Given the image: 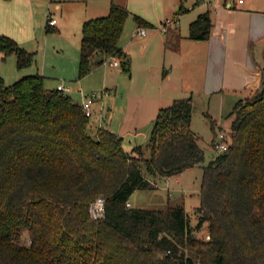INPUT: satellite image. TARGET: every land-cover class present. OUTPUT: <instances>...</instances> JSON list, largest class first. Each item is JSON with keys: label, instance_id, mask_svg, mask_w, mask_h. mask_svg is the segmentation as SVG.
<instances>
[{"label": "trees", "instance_id": "trees-1", "mask_svg": "<svg viewBox=\"0 0 264 264\" xmlns=\"http://www.w3.org/2000/svg\"><path fill=\"white\" fill-rule=\"evenodd\" d=\"M128 16L112 5L83 23L79 77L111 56L129 69L119 44ZM212 28L205 11L189 37L208 39ZM0 51L14 53L18 68L33 61V52L1 33ZM45 83L39 73L11 84L0 75V264H264V68L260 88L233 108L228 149L204 165L196 226L183 204H127L136 190L155 187V177L204 162L192 97L159 110L147 157L143 145L126 150L107 126L89 133L81 104ZM99 197L104 215L93 218ZM205 222L210 237L200 238Z\"/></svg>", "mask_w": 264, "mask_h": 264}, {"label": "crops", "instance_id": "crops-1", "mask_svg": "<svg viewBox=\"0 0 264 264\" xmlns=\"http://www.w3.org/2000/svg\"><path fill=\"white\" fill-rule=\"evenodd\" d=\"M77 1H81L83 23L90 18L108 15L112 5L125 6L129 10L119 40L128 55L129 69L123 67L121 58L109 57L120 59L119 65H112L119 70L113 69L110 77L107 70H103L102 87L93 92L95 97L101 95L104 100V104L94 100V115H102L107 107L110 113V116H101L103 123L100 126H106V122L107 127L124 138L138 136L140 126L148 121L155 123L159 110L176 99L192 97L195 104V94L206 93L212 94L210 103L213 95L232 102L248 97L261 86L264 0H244L241 3L238 0H49L48 23L49 16H53L58 20L53 27L59 32L64 30L63 5L70 6ZM53 5L56 10L52 9ZM205 11H210L213 20L210 37L202 40L190 38V23ZM136 15L144 23H140ZM167 18H174L176 22L163 30ZM141 26L147 28V34L134 35ZM7 27L9 31L0 27V33L14 36L19 44L24 40L11 30L17 28L31 35L34 32L31 21L23 18ZM0 54L3 53L0 51ZM111 77L113 80H109ZM117 108L123 113L121 120L115 122ZM213 121L216 128L218 121ZM218 132L220 130L215 131V136Z\"/></svg>", "mask_w": 264, "mask_h": 264}, {"label": "rangeland", "instance_id": "rangeland-1", "mask_svg": "<svg viewBox=\"0 0 264 264\" xmlns=\"http://www.w3.org/2000/svg\"><path fill=\"white\" fill-rule=\"evenodd\" d=\"M48 4L49 0H0L1 28L9 31L7 25H12L16 20L20 21V18H23L24 21L30 20L34 28L32 35L29 33L24 34L17 28L15 31L11 30L12 34L24 40L20 44L25 46L28 51L34 53L32 63L24 68H18L14 53L7 56L0 54V75L9 84L24 75L42 74L46 77L45 84L47 88L54 89L57 88L59 83H64L71 87L66 93L75 102L81 103L85 97L84 94H87V97H89V95L93 96L94 90L100 91L103 83V70H107L110 77V74L113 73L112 70H119V67H112L107 62L101 66L99 65V67L84 77H79L83 24L80 16L81 1H77L70 6L63 5L61 11H63L62 21L65 29L61 32L57 31L56 27L48 23ZM52 9L56 10V7L53 5ZM58 16L61 19V15L58 14ZM129 22L130 20L127 21V24ZM5 34L11 36L8 33ZM13 38L15 37L13 36ZM112 78L109 80H113ZM256 91L249 94V96L254 95ZM211 96L212 94L208 95L206 93L195 94V104H193L192 129L200 136L199 143L205 152L204 162L186 169L182 175L155 177V187L138 189L132 194L130 202L133 207L166 209L170 205L183 204L189 213L191 224L193 226L197 225L200 216L197 208L201 203L204 165L208 164L220 153L213 144L215 131L220 130L227 136L230 135L231 124L234 119L232 111L236 103L240 100H233L231 102L226 99L221 100L219 95H213L210 103ZM93 99H98L99 104H101V101L104 104L101 95L94 96ZM122 113L120 108L116 109L115 122L121 120ZM105 114L110 116L108 107L102 112V115H94L90 118L88 125L89 133L93 135L97 133L98 128L103 123L101 116ZM213 119L218 121L215 130L212 128ZM104 125L107 126V123L105 122ZM153 126L154 123L148 121L138 128L140 132L138 136L131 137V135H128L124 138V148L130 151L136 145H143L146 148V156L150 157L151 149L148 147V144ZM99 198L91 205L93 218H100L96 205ZM195 234L200 238H209L208 223L205 222L196 230ZM24 239L27 242L30 241L27 232L24 233Z\"/></svg>", "mask_w": 264, "mask_h": 264}, {"label": "built area", "instance_id": "built-area-1", "mask_svg": "<svg viewBox=\"0 0 264 264\" xmlns=\"http://www.w3.org/2000/svg\"><path fill=\"white\" fill-rule=\"evenodd\" d=\"M243 1L244 0H238V2H240V3ZM57 22H58L57 18H55L53 16H49V24L51 26H55L57 24ZM174 22H176V19L167 18L165 20V23L162 26V29L166 30L167 26L174 23ZM146 34H147V28L143 27V26L139 27L134 33V35H138V36H145ZM107 62H109L111 65H114V66H117L121 63L120 59H118V58H112V59L107 58L104 63H107ZM57 88L61 91H64V92H67L71 89L70 86H67L64 83L58 84ZM106 93H108V91ZM94 96H96V94H93V96H89V97L85 96V98L81 104L84 113L89 117H92L94 115V110H93V103H94L93 98H94ZM214 141H215L216 148L220 152L227 150L229 147V136H227L223 131H220L217 133ZM127 204L129 206L132 205L130 201H128ZM96 205H97V209H98V214L100 217H102L104 215V200L102 198H99L98 201L96 202ZM208 237H210V236H208Z\"/></svg>", "mask_w": 264, "mask_h": 264}]
</instances>
